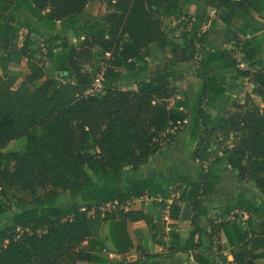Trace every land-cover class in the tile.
Wrapping results in <instances>:
<instances>
[{"label":"trees","instance_id":"1","mask_svg":"<svg viewBox=\"0 0 264 264\" xmlns=\"http://www.w3.org/2000/svg\"><path fill=\"white\" fill-rule=\"evenodd\" d=\"M96 1L0 0V9L6 14L0 23L1 76L8 77L11 57H16L21 67H28L41 50L37 47L29 53L25 39L14 55L16 13L23 6L39 18L41 29L53 43L48 45V51L54 49L49 59L55 60V71L61 79L50 96L36 89L37 104L28 111L22 112L0 100V220L9 214L7 219L12 223L10 227L0 226V264H100L102 260L93 254L104 249L97 234L104 223L109 224L113 241L118 227L120 237L117 235L129 255L143 254L142 227L155 243L165 234L164 224L154 221L142 198L156 199L166 191L174 194L167 214L173 224L179 220L180 203L191 206L190 223L179 226L191 228L180 250L191 252L199 264H211L212 258L199 252L203 232L197 223L209 214L210 208L202 204V199L222 181L223 164L236 172L240 181H251L264 196V60L260 56L264 43L245 39L258 27L257 17L264 16V0H209L214 11L226 13L222 27H237L238 40L225 49L208 41L209 33L204 29L207 23L187 18L178 0L109 3L110 11L96 25L90 41L111 54L113 69L137 58L151 44L160 50L166 48L162 13H172L184 32V49L180 55L172 52L170 63H191L201 83L191 108L186 96L175 98L167 90L179 71L166 64L153 80L138 82L133 89L116 86V72L111 77L113 86L101 94L87 95L80 88L84 80L78 72L76 82H70L69 70L75 64L64 52L67 44L55 33L56 23L69 21L75 25L86 6ZM4 2L14 3L13 8L8 9ZM216 24L213 20L211 27ZM200 48L205 50L203 58L198 57ZM235 54L241 56L239 61ZM241 63L259 70L240 73L254 77L255 94L262 106L245 94L244 100L231 105L222 118L213 117L205 106L221 103L227 94L219 72L236 71ZM39 78V73H28L23 84L32 87ZM52 86V82L45 84V91L49 92ZM23 98V94H17L18 102H23ZM187 111L192 116L189 141L195 144L188 157L201 165L198 178L186 179L182 170L173 179L138 178L137 169L161 149L162 142L169 148L182 133L180 127L185 126ZM171 127L173 133L164 137ZM218 130L225 133L221 139L215 136ZM23 137L27 140L24 152H3L11 142ZM212 150L219 155L211 157ZM91 151L95 153L91 155ZM124 168L129 169L128 178L121 174ZM38 190H43V194L37 195ZM59 192L68 193L69 205H59ZM13 193L31 197V207L22 209L15 205L16 210L12 211L9 197ZM150 206L163 209L165 203L154 200ZM81 212L89 215L81 217ZM218 218L209 220V234L218 240L223 232L232 248L229 264H252L247 258L264 259L263 206L238 192L221 207ZM128 227H132L134 241ZM172 238L177 241L176 234ZM256 251L262 253L255 254Z\"/></svg>","mask_w":264,"mask_h":264},{"label":"crops","instance_id":"2","mask_svg":"<svg viewBox=\"0 0 264 264\" xmlns=\"http://www.w3.org/2000/svg\"><path fill=\"white\" fill-rule=\"evenodd\" d=\"M101 1V0H98ZM98 1L90 3L86 6L85 10L81 15L78 16V22L73 25L69 21L57 22L55 27V33L61 38V42L66 43V36H70L73 38V41L76 42V39H79L75 36L76 32L81 30L85 24H90L91 26H96L93 23V18H95V5ZM180 4L183 6V12L187 15V18L192 21L201 20L203 24L207 23L205 26V30H208L209 38L208 41L219 47L220 49L228 48L232 43L236 42L238 39L235 36L237 27L235 25H231L230 27H222L221 24L226 17V13L223 11H214L210 7L209 0H178ZM23 6H20L17 10V13L22 11ZM31 22L29 21V25L32 27L33 24L37 25L40 29V33L43 38L46 40L48 45L53 46V43L48 39L47 34L41 29L39 24V18H34L32 15L30 17ZM18 20V25H20V20ZM205 20V21H204ZM216 20L217 24L215 27H211V22ZM257 20L259 21L258 27L254 28L250 33L251 39H257L264 32V16H258ZM176 21V20H175ZM207 21V22H206ZM103 21L98 20V23ZM178 22V21H177ZM80 37V36H79ZM70 38V40L72 39ZM83 39V38H81ZM84 40V39H83ZM155 44H151L148 49L144 50L138 57H142V55L149 51L154 50V48L160 50L155 47ZM264 44L261 47V54L263 55L261 58L264 60ZM133 60H129L134 62ZM50 65L52 69L55 71L56 63L54 59H49ZM146 61H149V58H146ZM190 63H186V66H189ZM180 65V64H175ZM264 67V65H263ZM157 68V70H156ZM160 72L158 65H154L153 63H147L142 69H134L132 74L127 76L129 73L118 71V78L115 80V83H120V81L124 80L123 84L126 88H135L138 82L148 81L147 78L151 76V73ZM56 72V71H55ZM141 75V76H140ZM124 76V77H123ZM227 76L228 80L234 81L235 70L228 69L225 71L219 72V81L220 78H224ZM222 85H224L227 89V84L220 81ZM199 81V86H200ZM59 85V84H58ZM56 86V88L58 87ZM118 86L117 84H115ZM198 86V87H199ZM55 88V89H56ZM228 91V89H227ZM188 104L191 108L193 99L191 95L187 93ZM230 100V95L226 94L221 103L208 106L211 110L216 111L220 110V108H224L227 106ZM256 103V101H254ZM188 118L187 126L180 127L182 129V133L177 136L173 144L167 148V150L161 149L149 157L144 165H141L137 171L136 176L138 178H159L165 177L167 179H173L179 169L183 171V176L186 179H197L201 172V165L197 162L189 159V153L195 147V144L190 143L189 135H190V124H191V113L187 111ZM211 115L210 111H207ZM223 113V111H221ZM186 127V128H185ZM180 140H182V144H184V148L181 151L179 147ZM190 145H193L190 149ZM177 146V148H176ZM189 147V148H188ZM217 152L212 150L210 153L211 157H216ZM223 178L222 181L214 187L213 193L208 195L202 199V204L209 207V214L207 217H202L199 219L197 225L202 230L201 241L203 243L202 248L199 250L205 256H209L212 258L211 264H229L232 261V257L230 254L231 246L229 245L226 237L223 232L219 234V239L217 240L215 237L211 238L209 234L208 222L209 220H219V215L221 213V207L225 206L230 198L240 192L243 193L248 199L258 202L261 206L264 207V203H262V198L264 196L257 190L251 181H240L237 178L236 172L231 170V168L227 164H223ZM129 176V175H128ZM174 194L169 191L164 192L161 196L157 197L155 200H162L165 203V207L163 209L154 208V206H150L152 201H148L146 198H142L144 202V207L154 216V221L156 223L164 224V234L165 236L161 239L157 238L160 242L155 243L150 239L149 231L142 227V232L145 236L143 247L145 249L143 254L138 255H129L124 249V244L117 235L115 234V241L112 240L110 234V227L108 223L101 224L97 231L99 238L101 239L104 249L101 251H97L93 255L97 258L101 259L102 262L100 264H199L197 263L192 256L191 252H182L180 249L188 239V235L191 232V228H179V226H184L190 223V219L192 216L191 206L188 203H180V215L179 220L176 223H172L167 219L168 214V205L171 203ZM148 201V202H147ZM88 216V215H87ZM164 217V218H163ZM245 219V215L242 218V221ZM129 235L134 241V237L132 234V227H128ZM115 231V230H114ZM176 234L177 241L172 238V235ZM198 239V236H195V240ZM177 242V243H176ZM220 246V249L217 247ZM120 250V252H119ZM255 254L262 253L261 251L254 252ZM112 255V256H110ZM247 261H251L252 264H264V259H254L250 260L247 258ZM83 264H98L96 262H87Z\"/></svg>","mask_w":264,"mask_h":264},{"label":"rangeland","instance_id":"3","mask_svg":"<svg viewBox=\"0 0 264 264\" xmlns=\"http://www.w3.org/2000/svg\"><path fill=\"white\" fill-rule=\"evenodd\" d=\"M112 0H101L98 1L95 5L94 15L93 18L94 25L98 24V20L103 21L105 15L110 11L109 3ZM8 9L13 8L14 3L12 2H4ZM6 14L0 9V23L3 19H5ZM31 14L29 10L25 7L22 8V11L16 13V18L20 20V25H16L14 27L13 32V52L14 55L19 53L21 46L25 39H28V52L34 51L37 47H40L39 55H36L31 61L28 62V67H21L19 63H17V58L11 57L10 64H9V74L8 77L3 78L0 72V100L7 105L14 106L18 108L20 111L25 112L28 111L31 107L37 104V95L35 90L38 89L44 95L50 96L51 93L54 92L56 86L61 83V79L58 77V72H55L49 61V54L54 53V49L48 51V44L46 40L40 33L39 27L33 24L34 27L29 25V21ZM205 21V20H204ZM207 22V21H206ZM97 27L91 26L90 24H85L81 30L76 32L75 36L79 39H76V42L73 41V38L70 36H66V44L67 49L64 50L66 55H69L74 62V66L71 67L69 73L72 74V78L70 79L71 83L76 82L75 72H78L82 79L84 80L83 84H81L80 88L82 87L87 93L89 87L91 86L92 80L95 75L98 73L102 65H108V68H112L111 62H113L114 58L110 61L106 60L105 53L97 46L90 41L92 35L95 34ZM162 29L167 36V46L164 49L158 50L154 48V50H149L145 52L142 57H138L136 61H127L122 63L121 66L111 69L107 76V81L104 85V89L112 87L113 81L111 80L113 73L121 72H128L127 76H123L124 79L129 75H133L132 72L136 68H144L145 65L149 63H153L154 65H158L159 69H161L165 64L168 65L171 69L178 70L179 72L173 78L172 82H169L167 85V90L171 92L175 98H183L187 96V93L194 98L195 93L199 91V80L197 79L194 66L190 63L189 66L185 64L175 65L174 63H170L171 61V54L172 52L180 55L182 50L184 49L183 43V35L184 32L180 28L177 21H175L171 12H163L162 13ZM80 36V37H79ZM97 37V36H96ZM70 38H72L70 40ZM86 39L88 42H83V39ZM257 40H261L264 43V32L260 35ZM156 47V46H155ZM27 52V53H28ZM198 57L203 58L205 50L204 48L198 49ZM264 54V52H263ZM77 57L76 56H79ZM187 56V55H186ZM237 59H240L241 56L235 54ZM263 56L262 54L260 55ZM149 58V61H146V58ZM235 76L234 81L228 80L227 76L224 78H220V81L227 84L228 94L230 95V100L226 107L220 108V110L213 111L208 106H205L206 111H210L213 117L222 118L223 113L221 111H229L230 106L236 103L242 102L244 100L245 94H249L252 101H256L255 104L258 106H262L260 98L255 94L256 85L254 83V77H243L241 73L243 72H252L257 73L259 70L255 66H247L245 63H241L240 65L235 67ZM264 69V67H263ZM157 70V68H156ZM151 73V76L147 75V80H153L160 72ZM39 73L40 78L34 82L32 87L25 86L23 84L26 74L28 73ZM241 72V73H240ZM119 74V73H118ZM141 76V75H140ZM48 82H52L53 86L49 89V92H46L44 89V85ZM124 80L120 81V83H116L119 88H126L123 84ZM199 86V87H198ZM17 94H23L24 98L22 99L23 102L17 101ZM187 120L185 121V126H187ZM186 128V127H185ZM174 129L171 127L168 129L164 137H168L173 133ZM225 135L224 131L218 130L215 133L217 139H221ZM168 139V138H165ZM27 140L25 137L20 138L11 142L5 149H3L4 153L7 152H24L26 149ZM193 145H190V149ZM179 147L181 151L184 148V144H182V140H180ZM188 147V148H189ZM162 148L167 150V147L164 146V142H162ZM177 148V146H176ZM95 151H91L90 154L93 155ZM181 170V169H179ZM125 178H128L129 169L124 168L121 173ZM37 195H42L43 190H38ZM58 197L60 199V206H66L71 203L69 195L67 192H59ZM10 204L12 207V211L16 210L17 206L22 207V209L26 207H31L29 202L31 201V197L25 195H18V194H11L9 197ZM74 201H79L78 198H75ZM148 202V201H147ZM262 203H264V198H262ZM17 205V206H15ZM82 210V209H81ZM9 215V214H8ZM8 215L2 217L0 220V226L10 227L12 223L9 221ZM89 215L81 212V217ZM164 218V217H163ZM118 227H115V231L118 234ZM119 235V234H118ZM120 237V235H119ZM120 239V238H119ZM121 242V240H120Z\"/></svg>","mask_w":264,"mask_h":264},{"label":"built area","instance_id":"4","mask_svg":"<svg viewBox=\"0 0 264 264\" xmlns=\"http://www.w3.org/2000/svg\"><path fill=\"white\" fill-rule=\"evenodd\" d=\"M251 38L252 37L250 34L245 37V39H251ZM105 56L107 58L106 60H110V58H111L110 53H105ZM237 60L239 61V59H237ZM108 67H109L108 65H102L101 66L100 70L98 71V73L95 75V77L92 80L91 86L89 87V89L86 93L87 95H96V94L103 93ZM145 198L148 199V201H154L155 200L153 198H147V197H145ZM156 201H160V200L158 199ZM110 256H112V255H110Z\"/></svg>","mask_w":264,"mask_h":264}]
</instances>
